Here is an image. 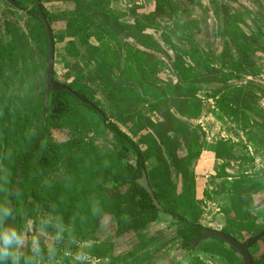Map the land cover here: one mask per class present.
<instances>
[{
    "label": "trees",
    "instance_id": "trees-1",
    "mask_svg": "<svg viewBox=\"0 0 264 264\" xmlns=\"http://www.w3.org/2000/svg\"><path fill=\"white\" fill-rule=\"evenodd\" d=\"M25 1L32 7L19 0H13V3L39 22L30 36L34 47L37 46L38 52L45 56V73L41 84L36 82L41 91H36L38 85L35 83L32 91L26 90L24 67L27 63L22 59L19 36L13 33L10 42L0 43V174L7 177L12 187L20 190L16 206L21 215L16 220L22 224L25 217L34 219L35 213H59L66 223L74 224L80 239L91 242L92 255L98 261L96 264H166L156 258V238L160 236L154 232L161 220L160 215L166 214L173 221L169 228L176 226L174 230L184 249L202 250L221 255L229 264H241L236 250L219 239L204 240L193 246L205 229L195 218L160 210L140 183L145 172L159 203H182L191 214H195V182L190 175V162L182 161L181 165L171 159L166 151L167 144L161 148L155 145L160 153L158 167L148 171V156L107 117L105 111L99 109L95 93L87 84L90 79L83 75L85 70L81 67L98 64V78L104 82L111 80L110 75L122 53L115 44L120 42L126 27L121 23L122 17L111 8L114 0H65L75 5L73 12L63 16L68 21L67 36L74 39L68 42L65 52L68 57L79 60L82 66H73L76 78L73 83L64 84L70 90L59 91L46 89L49 38L39 15H44L49 22V13L41 0ZM51 32L55 46L57 39L60 42L66 40L65 35H55L52 28ZM185 41L169 35V41L165 42L169 50L178 51L176 56L182 59L191 53L189 50H196L195 46L184 48L182 43L186 44ZM38 52L33 49L31 56ZM146 75L144 73L137 81L138 87H135L138 91L149 90L143 87L150 84ZM53 76L58 82L55 70ZM218 91H226L220 99L221 109L224 112L227 109L226 113L237 117L240 111L236 102L241 101L238 95L242 94V89L229 85ZM75 94L84 97L97 109ZM242 115L246 120L252 117L249 112ZM55 132L66 137L65 141L55 140ZM106 134H110L112 140L106 139ZM221 146L231 154L225 143ZM60 169L64 171L63 177L55 179ZM172 173L184 177V193L180 196L174 190ZM157 187L161 191H157ZM96 206L100 210L98 214L93 212ZM107 218L110 220L105 222ZM250 221L253 227V220ZM107 226L114 228V238L140 234L141 244L125 255L115 256L116 242L108 235L110 233L99 240ZM259 241L250 248V254ZM252 259L253 264H263Z\"/></svg>",
    "mask_w": 264,
    "mask_h": 264
},
{
    "label": "crops",
    "instance_id": "crops-1",
    "mask_svg": "<svg viewBox=\"0 0 264 264\" xmlns=\"http://www.w3.org/2000/svg\"><path fill=\"white\" fill-rule=\"evenodd\" d=\"M59 3L67 5L65 12L75 9L71 2ZM111 8L126 26L115 44L122 53L111 80L98 78V64L88 67L95 100L148 156V171L158 167L155 145L167 144L172 160L190 162L195 214L182 203H176L177 211L205 229L237 240L254 238L250 235L264 228V164L244 143L239 115L221 109L226 91L218 90L231 85L243 94L255 92L257 82L264 85V0H114ZM169 35L184 38V48L196 50L178 58L165 42ZM144 73L150 84L143 87L149 90L138 91ZM171 179L182 195L183 175L172 173ZM258 244L263 252L264 243ZM194 256L204 264H228L217 254Z\"/></svg>",
    "mask_w": 264,
    "mask_h": 264
},
{
    "label": "rangeland",
    "instance_id": "rangeland-1",
    "mask_svg": "<svg viewBox=\"0 0 264 264\" xmlns=\"http://www.w3.org/2000/svg\"><path fill=\"white\" fill-rule=\"evenodd\" d=\"M19 1L29 8L32 7V4H30V2H27L25 0ZM41 3L49 13V24L51 25V28L53 29L55 35L66 36V40L64 42H60L59 39L56 40L55 79L62 84L73 83L76 78V71L73 70V66L78 64L81 67V64L79 60L68 57L65 52V48L67 47L68 42L74 40L70 36H67L68 21L63 17L65 14H69V12H65L68 9L67 5H61L59 3V0H41ZM37 25H39L37 19L29 16L26 11L20 10L9 0H2V2H0V43L10 42L13 33L19 36V41L23 51L22 59L27 63V65H25L24 67V71L26 74L27 91H32L33 83L36 84V82H39L41 84L42 75L45 73V56L38 52L37 46L34 47L30 36L32 29ZM33 49L38 52V54H36L35 56H31V52ZM81 68L85 70L83 75H87V77H89L88 67L85 68L84 66H82ZM87 84L89 85V82ZM36 85H38V90L36 89V91H41L39 84ZM245 89L252 88L247 87ZM252 90L239 95L238 98H240L242 102L236 104V107L240 111L237 120L239 124L243 125L240 130L244 133V143L246 144V146H249L252 149L256 159L258 161L260 160V162L264 164V91L256 90L254 92V90ZM255 93L258 95L261 93V96H258ZM99 106L103 110V106L101 105V103H99ZM257 108L259 109V111L256 110ZM244 112H249L252 117H247L248 120H246L242 115V113ZM108 118L110 119V117ZM53 137L57 141H65L66 139V137L58 132H55L53 134ZM104 137L106 139L112 140L110 134H106ZM176 162L181 163L182 161L176 160ZM263 169L264 168H262L261 171H263ZM63 174L64 171L60 169L54 178L60 179L63 177ZM35 214L37 215L39 213ZM263 230L264 228L260 229L258 233L263 232ZM258 233L255 232L254 234L250 235V237H256ZM248 240V238L238 239L240 243H245ZM260 242L264 243L262 241H259V243ZM134 243V236L131 235L130 237H127L123 241H120L118 243L116 251L119 253H121L122 251H127L133 247ZM259 245L260 244H257V247H253V256L257 262H262L264 264V251L262 252V248L260 249ZM260 247H262V244L260 245ZM196 254H198V252L194 253L192 256H190V258L186 259L184 264H198L197 261L203 262L200 256H194ZM96 263L98 262L94 259V264Z\"/></svg>",
    "mask_w": 264,
    "mask_h": 264
},
{
    "label": "clouds",
    "instance_id": "clouds-1",
    "mask_svg": "<svg viewBox=\"0 0 264 264\" xmlns=\"http://www.w3.org/2000/svg\"><path fill=\"white\" fill-rule=\"evenodd\" d=\"M19 198L20 190L0 174V264H94L91 242L80 239L59 213H39L19 223ZM99 211L94 207V214Z\"/></svg>",
    "mask_w": 264,
    "mask_h": 264
},
{
    "label": "flooded vegetation",
    "instance_id": "flooded-vegetation-1",
    "mask_svg": "<svg viewBox=\"0 0 264 264\" xmlns=\"http://www.w3.org/2000/svg\"><path fill=\"white\" fill-rule=\"evenodd\" d=\"M10 2H12V1H10ZM12 4H14V3L12 2ZM54 70H55V65H54ZM60 84H62V83H60ZM255 84L263 85L262 83H258V82L255 83ZM250 85L252 86L251 83H250ZM256 87H257L258 91H264V89H262L258 85H256ZM250 88H253V87H250ZM238 97H239V95H238ZM100 109L102 110L101 107H100ZM148 182H149V180H148ZM151 190H152V188H151ZM152 192H153V190H152ZM159 205L161 207L160 210H162V211H165V212L167 211L168 213L172 212V213H175V214H177L176 212H178L180 214H183L180 211H177L175 209L176 203L173 202V201H171V202L163 201L162 203H159ZM180 214H178V215H180ZM160 219L161 220L158 223L159 225L157 224L156 227L154 228L155 229L154 232H156V235L160 236V237L156 238V250H157L156 258H157V260L163 261V263H166V264H181L183 261H185L186 259L190 258V256H192L194 253H196L198 251H202V250L191 251V250H188V249H184L183 244L180 241L181 239H179L177 237L176 231L174 230V228L176 226L175 225H171V227L169 228V223L172 224V222H173L172 218L167 217V215L165 214V215H160ZM109 220H110V218H107V220L105 222H108ZM162 224H168V225L167 226H161ZM107 232L110 233L108 235L110 237H113V239L116 242L115 256L125 255V254L135 250L141 244L140 234H135L134 233V234H128V235H126L124 237H121V238H114L115 237V230H114V228H111L110 226L104 227V232L102 231V234H101V236L99 238L100 241L106 236ZM261 233H264V231L261 232ZM131 235L134 236V241H135V243L133 244V247L130 248L129 250H127V251H122L121 253L117 252L116 249H117L118 243L120 241H123L125 238L130 237ZM199 238L193 243V246H194L195 243H199ZM94 244H95V242L92 243V245H94ZM90 246H91V244H90ZM250 255L253 258L252 254H250ZM252 261H253V259H252ZM241 262H242L241 264H246L244 261H241Z\"/></svg>",
    "mask_w": 264,
    "mask_h": 264
},
{
    "label": "water",
    "instance_id": "water-1",
    "mask_svg": "<svg viewBox=\"0 0 264 264\" xmlns=\"http://www.w3.org/2000/svg\"><path fill=\"white\" fill-rule=\"evenodd\" d=\"M9 1L13 2V0H9ZM39 18L42 21V23L44 24L45 30H46V32L48 34V38H49V56H48V66H47L46 89H47V91H50L51 88H53L56 91L64 90V89L70 90L67 86L54 81V76H53L54 65H55L54 38L52 36L50 25H49L47 19L45 18V16L39 15ZM256 85H258L259 87L264 89V85H260V84H256ZM75 95L77 96V94H75ZM77 97H79L84 103L91 105L94 109H97L94 104L90 103L84 97H82V96H77ZM140 183L146 189V191L151 195V197L154 201V204L160 209L161 207H160L158 201L156 200L154 193L151 190V187H150L149 182H148V177H147V174L145 172L143 173V177H142V180L140 181ZM263 236H264V233H261L259 236H256L252 239H249L245 243H240L235 238H233L230 235H227L223 232L205 229V233L203 236H201L199 238V242H202L204 240H209V239H219V240L223 241L226 245L233 247L236 250L237 255L240 257L241 261H244L246 264H253L252 257L250 255V248L254 244H256L260 240V238ZM196 244L197 243H195L194 245H196Z\"/></svg>",
    "mask_w": 264,
    "mask_h": 264
}]
</instances>
